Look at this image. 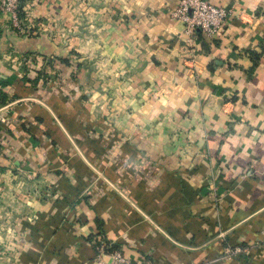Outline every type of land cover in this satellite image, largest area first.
I'll return each mask as SVG.
<instances>
[{"label":"crops","instance_id":"obj_1","mask_svg":"<svg viewBox=\"0 0 264 264\" xmlns=\"http://www.w3.org/2000/svg\"><path fill=\"white\" fill-rule=\"evenodd\" d=\"M184 47L178 0L0 16V264H264V0ZM247 247L231 256L227 249Z\"/></svg>","mask_w":264,"mask_h":264},{"label":"built area","instance_id":"obj_2","mask_svg":"<svg viewBox=\"0 0 264 264\" xmlns=\"http://www.w3.org/2000/svg\"><path fill=\"white\" fill-rule=\"evenodd\" d=\"M19 1L0 0V16L7 19L8 29L12 32L22 31ZM231 13L230 8L213 5L209 0H178L176 6L171 11V17L182 24L181 39L184 47L188 49L194 43L197 32L207 38L215 37L226 26ZM0 61L2 62V66L7 69H11L13 65L19 62L11 51L0 54ZM3 110L4 108L0 104V137L1 127L5 123ZM95 250L96 264H143L124 257L119 251H111L110 246L102 239H99ZM240 254L248 255L249 248L236 246L227 249L225 260L231 256Z\"/></svg>","mask_w":264,"mask_h":264},{"label":"rangeland","instance_id":"obj_3","mask_svg":"<svg viewBox=\"0 0 264 264\" xmlns=\"http://www.w3.org/2000/svg\"><path fill=\"white\" fill-rule=\"evenodd\" d=\"M20 2V1H19ZM19 8H20V4H19ZM5 26H6V29L10 32V33H12V31H10L8 28H9V25H8V23L7 22H5ZM1 54V53H0Z\"/></svg>","mask_w":264,"mask_h":264},{"label":"trees","instance_id":"obj_4","mask_svg":"<svg viewBox=\"0 0 264 264\" xmlns=\"http://www.w3.org/2000/svg\"><path fill=\"white\" fill-rule=\"evenodd\" d=\"M0 93H1V92H0ZM111 251H114V250L111 249Z\"/></svg>","mask_w":264,"mask_h":264}]
</instances>
